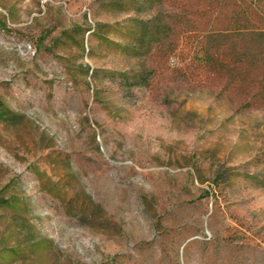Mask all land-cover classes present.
Here are the masks:
<instances>
[{
  "label": "rangeland",
  "instance_id": "374dc122",
  "mask_svg": "<svg viewBox=\"0 0 264 264\" xmlns=\"http://www.w3.org/2000/svg\"><path fill=\"white\" fill-rule=\"evenodd\" d=\"M0 264H264V0H0Z\"/></svg>",
  "mask_w": 264,
  "mask_h": 264
}]
</instances>
